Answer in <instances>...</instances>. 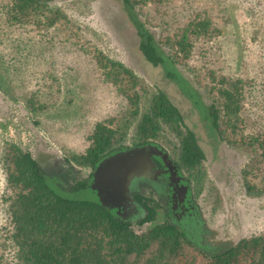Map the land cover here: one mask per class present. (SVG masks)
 Masks as SVG:
<instances>
[{
  "label": "rangeland",
  "instance_id": "1",
  "mask_svg": "<svg viewBox=\"0 0 264 264\" xmlns=\"http://www.w3.org/2000/svg\"><path fill=\"white\" fill-rule=\"evenodd\" d=\"M137 1V18L157 41L163 42L167 35L172 37L186 20L195 24V13L212 25L203 35L189 34L192 50L187 60L177 55L176 67L197 89L204 104L218 112L223 100L216 91H210V86L205 87V72L225 75L229 80L241 79L253 86L252 97L247 98L239 112L241 136L219 144L207 138L204 122L190 101L164 77L160 67H152L143 58L136 30L121 0H50L49 6L65 15L50 28L51 43L37 37L41 31L34 30L32 34L37 36H28L19 24L1 19L5 23L0 27V53L9 66L8 70L3 68L0 81L1 263V258H8L12 264L17 262L10 242L1 237L9 226L1 205L2 195L8 191L4 153L9 147L29 153L45 173L61 181L65 190L59 191L62 196L74 201L93 198L88 190L71 191L75 182L87 179L90 170L67 159L84 152L88 146L86 137L97 122H116L126 105L116 88L105 80L94 50L122 64L153 93L166 94L183 115V124L196 136L205 157L197 169L180 170L189 182L195 212L210 232L207 241L235 245L241 239L264 234V193L248 196L242 177L254 156L248 142L264 133V37L258 28L259 22L264 24V0H148L144 6ZM4 2L0 0V4ZM29 38L35 46L26 44ZM38 42L45 48L51 45V51L35 54ZM163 48L168 51L167 45ZM6 88L12 98L3 92ZM246 89L249 91L250 86ZM23 95L56 102L49 114L36 116L27 110ZM163 137L172 143L179 140L166 133ZM156 145L178 161L165 142L158 141ZM127 147L132 148L129 144ZM65 160L74 172L72 177L69 172H57L58 163ZM49 187L55 188L51 182ZM154 209L156 222L163 221L160 208ZM154 223H144L137 229Z\"/></svg>",
  "mask_w": 264,
  "mask_h": 264
},
{
  "label": "trees",
  "instance_id": "2",
  "mask_svg": "<svg viewBox=\"0 0 264 264\" xmlns=\"http://www.w3.org/2000/svg\"><path fill=\"white\" fill-rule=\"evenodd\" d=\"M49 1L5 0L0 4V27L5 23L1 19L8 18L25 28V35L37 36L32 32L38 30L42 33L37 32L40 35L37 37L51 43L50 28L65 15L60 9L50 7ZM134 1L121 0L136 30L138 48L145 61L152 67H160L164 77L190 101L204 122L209 140L215 139L219 144L221 140L240 137L243 123L239 112L247 98L252 97L253 86L241 79L229 80L225 75L205 72L202 76L205 87L210 86V91H216L223 100L222 110L218 112L204 104L197 89L176 67L177 55L187 60L192 50L193 41L189 40V34L203 35L208 25H212L201 18L200 13H195L198 19L195 24L186 20L180 31L158 42L137 18ZM147 2L139 0L137 4L144 6ZM200 28L202 30L197 31ZM258 28L264 37V24L259 22ZM262 43L264 45V39ZM26 44L35 46L31 38ZM164 44L168 51L163 48ZM36 48L37 53H33L37 55L51 51V45L45 48L41 42L36 43ZM93 56L100 64L105 80L116 88L126 105L116 122H97L86 137L88 146L84 152L67 160L78 167L93 170L101 160L129 149L127 144L132 148L151 145L162 149L156 145L162 141L168 145L172 155H176L178 161L175 162L179 167L187 172L197 169L205 157L204 151L197 144L194 133L183 124L180 110L166 94L162 91L153 93L135 74L122 64L104 57L101 52L94 50ZM3 68L8 70L9 66L4 54L0 53V81ZM248 86L249 91L246 89ZM3 92L12 98L8 88ZM261 96L264 97V89ZM22 98L27 110L36 116L49 114L50 107L56 102L46 97L33 98L32 95L29 99L25 95ZM165 133L179 140L175 143L167 141L163 137ZM262 137L263 141L260 140ZM248 146L254 156L251 164L242 171L245 190L248 196L262 195L264 133L249 141ZM4 157L8 191L2 195L1 205L10 227L1 237L10 242L16 264H264V234L241 239L235 245L212 244L207 241L210 232L198 215H193L194 212L182 220L175 217L167 220L163 216V221L156 222V206L149 207L145 203L144 210L136 216L123 218L100 204L87 186L91 174L86 180L75 182L71 191L77 188L88 190L93 198L74 201L59 194V191H65L63 183L45 173L29 153L12 145ZM68 161L65 160L66 163ZM61 172L68 174L67 171ZM50 182L55 188L49 187ZM147 222L155 223L137 229ZM1 259L3 262L0 260V264H12L8 258Z\"/></svg>",
  "mask_w": 264,
  "mask_h": 264
},
{
  "label": "flooded vegetation",
  "instance_id": "3",
  "mask_svg": "<svg viewBox=\"0 0 264 264\" xmlns=\"http://www.w3.org/2000/svg\"><path fill=\"white\" fill-rule=\"evenodd\" d=\"M153 147L156 153L150 152V160L153 167H151L149 175L147 177L134 178L129 184V192L125 198L124 196H119V193L114 195L113 198H110L107 193L100 195L104 202L107 203V206L104 207L108 209L113 207L114 209L111 210H114L123 218L136 216L139 211L144 210V203L149 207H153L154 205L156 207L158 206L163 213L164 219L167 218V220L174 217L177 220H182L183 218L191 217L193 212V215H196V209L192 203L190 185L182 174L180 167L162 149ZM109 157L101 160L98 165ZM57 166L58 171L61 169V171L70 172L71 177L74 176L73 170L70 171V167L65 161H61ZM93 170H90L89 175L91 174V177L87 180V186L89 188L93 184ZM90 190L92 189L90 188ZM100 190L105 191L102 188ZM92 191L96 195V190ZM141 197H145V199H141ZM116 207L119 208L116 209Z\"/></svg>",
  "mask_w": 264,
  "mask_h": 264
},
{
  "label": "water",
  "instance_id": "4",
  "mask_svg": "<svg viewBox=\"0 0 264 264\" xmlns=\"http://www.w3.org/2000/svg\"><path fill=\"white\" fill-rule=\"evenodd\" d=\"M154 151L153 146L129 149L114 154L97 165L92 172L93 184L90 188L96 190V197L102 206H107V203L100 195L107 193L110 198H113L119 193V196L125 198L129 192V184L134 178L149 175L153 167L150 152ZM100 188L105 191H101Z\"/></svg>",
  "mask_w": 264,
  "mask_h": 264
}]
</instances>
